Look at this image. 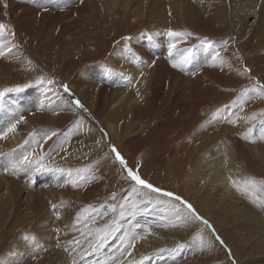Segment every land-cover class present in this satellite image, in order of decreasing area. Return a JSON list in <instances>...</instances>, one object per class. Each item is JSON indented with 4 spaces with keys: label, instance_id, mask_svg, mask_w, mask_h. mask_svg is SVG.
Here are the masks:
<instances>
[{
    "label": "rangeland",
    "instance_id": "1",
    "mask_svg": "<svg viewBox=\"0 0 264 264\" xmlns=\"http://www.w3.org/2000/svg\"><path fill=\"white\" fill-rule=\"evenodd\" d=\"M36 1L0 0V110L6 112L0 132L16 125L11 142L8 133L0 138L9 140L1 149L0 259L8 251L10 264H263L262 201L244 197L262 208L250 217L236 214L210 188L211 181L191 177L198 152L209 146L194 151L192 133L210 121L215 142L229 139L222 126L232 132L240 152L232 175L246 171V180L256 182L264 196V16L251 25L259 0H71L75 7L64 6L58 14V4L43 9ZM26 9L40 15L26 20ZM218 10L225 21L210 17ZM170 30L185 35L170 36ZM141 37L154 39L153 50L167 47L169 56L172 42L181 58L190 50L187 63L194 74L198 58L212 56L214 63L197 75L203 79L180 84L189 94L206 84L205 94L177 102L174 96L169 100L170 89L164 102L153 94L154 107L142 101L131 107L127 98L113 106L115 89L105 98L88 99L83 87L91 81L82 83L79 75L106 64L108 71L100 73L105 85H96L104 89L111 70L119 68L111 64L112 53L127 46L142 59L136 44ZM125 53L129 62L130 52ZM191 59L198 62L194 69ZM32 86L44 99L33 101ZM133 92L136 97L145 91ZM55 95L62 105L46 114ZM53 112L56 122L38 118ZM178 147L191 152L187 159L178 160ZM23 156L43 157L48 170L15 167ZM128 169L161 191L135 184ZM169 192L174 195H165ZM18 199L21 207H10ZM186 204L211 227L193 218Z\"/></svg>",
    "mask_w": 264,
    "mask_h": 264
},
{
    "label": "bare ground",
    "instance_id": "2",
    "mask_svg": "<svg viewBox=\"0 0 264 264\" xmlns=\"http://www.w3.org/2000/svg\"><path fill=\"white\" fill-rule=\"evenodd\" d=\"M81 1H82V3H85L88 0H81ZM167 1L170 2V0H167ZM212 1H214V0H212ZM232 1H233V3L239 2L238 0H232ZM36 2H39V3H35V4H37L38 7L42 6L43 9H45V7H48V6L50 7L51 5L53 6V4H55V5L58 4L60 7H62V9L58 10V12L54 13V14H58L59 12H61L64 9V6H66L65 10L67 11L68 5H72L73 7H75V5H76V3L72 2L71 0H37ZM48 3H49V5H48ZM72 6H70V8H73ZM263 7H264V0H259V4H258L257 8L255 9V19L251 23V25L254 26L256 21H257V25L259 24L260 17L264 16V9H262ZM169 8L172 9L171 7H169ZM76 9L77 8H73L72 10H76ZM25 11H26V15H25L24 19H26V20L27 19L28 20L29 19L34 20V16H39L40 15L39 14V15L31 16L30 14H31L32 11L29 12V10H27V9ZM173 11L174 12H180L179 10H177V8H174ZM41 14H43V13H41ZM209 14H210V17H213L214 19L216 18L217 20L219 19L220 21L224 20L225 16H226L225 12L223 10H218L216 12H213V14L212 13H209ZM52 18L56 19L57 17H52ZM231 19L234 22V19L233 18H231ZM258 34H260V33H257V35ZM164 39H162V41H166V39L165 40ZM153 40H154L153 38L145 40L144 38L141 37L140 40L136 41L137 46L142 48V51H143L142 52V54H143L142 59L138 57L139 54H135L133 51L129 50V47H127V46H125L124 49L121 50V52H117L115 54L112 53V55H111V64L114 65L113 66L114 68H115L116 65L119 66V68H117V69L115 68L113 71L111 70V73L109 72L112 75L107 77V79L105 80L106 81L105 83H106L107 87L104 86L105 87L104 89L103 88L102 89L101 88L98 89L96 87V85L97 84L101 85V86L105 85L103 82L100 84V82L102 81L101 79L103 78V77H101L100 73L105 71L104 74H106V70L108 69L106 64L105 65L91 67L85 73H81L79 75V77H80L82 83H85L87 79L91 81L90 83H86V85L83 87L89 93L90 98H88V99H94L97 96H100V97L109 96V93H111L113 89H115V92L112 95V101H113L112 105L113 106L115 104H120L122 102V100L127 98L128 102H129L128 104L131 107L134 106L135 102H141V101L142 102H146V103L150 104L152 107H154L156 104H154L153 94L155 95V99L156 100H157V98H160V96H161V98L158 99V100H160V101L162 100V102H164L163 100L167 101L168 97H169V100H171L173 96L177 100V102L190 101V100H193L195 97L200 99L202 97V93L205 94L204 91L206 90V87H205L206 84H205V86L203 85L204 87L201 86L200 88L198 86H196L193 89L191 94L188 93V86L187 85L181 86L180 84L183 83V82H186V84H191V82L193 80L200 81L201 79H203L202 76H197V75H202L203 74V71L205 70V67H206L205 65L208 66V65L214 63V62H212L213 61L212 58H211L212 56H208L206 53H203L204 55H202V56H200L198 58V61H199L198 72L196 74H194L195 72L191 71L190 67H188V63L187 62L190 61V58L187 60V62H183V58L185 56H188L189 52H187L185 54V56H183L181 58V57H179L180 54H181L179 48H175L174 50H170L169 49V51H173L172 54L169 56V54H168L169 52H168V48L167 47L166 48L162 47L161 49L153 50L152 46H151V43H152ZM166 42H168V40ZM172 44H173V42H172ZM170 45H171V43H170ZM231 48H230V50H231ZM13 49H12L11 52H15V50H13ZM128 51L130 52V55H129L130 56V61L129 62H127L126 59H123V57L127 56V53H125V52H128ZM198 54H200V53H198ZM154 57H156V58L153 59ZM225 58L228 60L227 57H225ZM151 59L153 60L152 63L147 65L146 61H149ZM193 61L194 60H192V67H193V65L198 64L197 61L196 62H193ZM227 62L229 63V61H227ZM174 63L178 64L180 66L179 67H173ZM226 67H228V66H226ZM193 69H194V67H193ZM185 70H187V72L189 71V73H190L189 76L180 77L179 73H183V71H185ZM141 72H142V74H141ZM122 77L123 78H128L127 81H124L123 83H121V78ZM176 79L179 80V82H180L179 84L176 83V81H177ZM153 81H154V87H153ZM112 82L113 83L114 82L119 83L118 87H116L115 85H112ZM34 86H32L30 88L29 94H33V96H34L33 97V101L34 102H36V101L39 102L42 99H44V97L46 95H43V92L40 93L39 90H35L33 88ZM36 86L40 88V84L39 85L37 84ZM136 87L144 88L145 92L143 94L141 93L140 95L135 97L134 96L135 93L133 91H134V89ZM146 88H148V90ZM170 89H171V94L167 97L166 94H167V92L170 93V91H169ZM35 91H37L40 94V98H39L40 100H38V98L36 97V95H39V94L36 93ZM55 96L57 97V99H56L57 101L56 100L55 101L51 100L49 102V105L47 104V109L44 110L45 113H46L47 110L50 111L51 113H52L51 110L57 111V106H61L62 105V103L60 102L59 97L57 95H55ZM55 96H54V98H55ZM165 96H166V98H165ZM50 98H52V96ZM50 98L48 100H50ZM48 100H47V102H48ZM54 102L56 104H54ZM67 102H68V100H67ZM50 103H51V106H50ZM16 105H17V101H16ZM37 105L38 104H36V106ZM64 105L66 106L65 103H64ZM167 105L168 104L166 103V106ZM19 107H17V108L19 109ZM31 107H32V105H31ZM5 109H7V108H5ZM89 109H90V107H89ZM163 109H164V107H163ZM225 111L226 110H224V113H225ZM158 112H159V110H158ZM5 113H3L0 110V116H1L0 120H2L3 118H4L3 121L5 120V117H6ZM224 113L222 114L223 118H224ZM40 114H42V113H40ZM50 114H48V115H40V116H38V118L41 119V120H45L46 122H56V119H55L54 115L55 114L57 115V113L53 112V114H51V115ZM92 114H93V112H92ZM92 114L89 117H91V120L93 122L98 123V121L96 120L97 118L94 117ZM85 116H86V114H85ZM233 120L236 121V117ZM12 124H14V123H12ZM11 125L7 126V128L5 130L7 131V129L9 127H11ZM211 125L212 124H211L210 121H205V122L201 123L192 133L193 134L192 139L194 140L192 147H193L194 151H198L199 148L201 147V145H209V146L207 147V149L202 150L201 152H198L199 156L197 157V166L195 167V170L192 173L191 177L193 178V180H195L196 176H198L197 178H200V182H201V180H203V181L204 180L211 181V184H210L211 187L210 188L213 189V190L216 188L220 192V196H223V198H225L224 202L228 205V208L230 207L229 210L235 212L236 214L240 213L242 215L250 217L255 211H259L262 207L260 209L257 208L255 206L256 204L254 205L253 202H251L248 199H245L244 197L256 198L257 201H260L259 203H261V201H262V203L264 204V201H263V197L264 196L262 194H258L259 191L256 190V182H254L255 184L254 183H248V181L250 182V180L249 179H248V181L246 180V173H245L246 171H242L239 176L232 175L233 173L236 172V170H235V172L233 170V162L236 159H239V154H240V152L237 149L236 143L234 142L235 140L231 139V133L232 132H229L227 129H225V126H222L223 128H220V130H221L220 132H225L227 134V137L230 140L224 138L223 141H216L215 142L214 141L215 140V134L213 132V129L211 128ZM110 129L114 130V132H111V133L114 134L116 129H117V126L115 125L113 128L110 127ZM14 131H16V129ZM129 132H130V128H129ZM7 133L9 134L8 138L10 140L11 139L10 138V134H13V131H10V132H7ZM5 137H7V135ZM9 140L8 139H6V140H3V139L1 140L0 139V165H1V162H2L1 161V156H2L1 152H2V150L4 151V149H2V146L4 148L5 141L7 143V141H9ZM1 141H3V142L1 143ZM201 141H203V143ZM10 142H11V140H10ZM188 144H189V142L187 141L185 145H188ZM182 149L183 148H180V149H179V147L177 148V150L180 152V153L178 152V157H177L178 160H181L184 157L186 158L188 155L191 154V152H189V151L187 152V148H185L184 150H182ZM5 150H6V148H5ZM8 154L11 155L13 153L12 152H8ZM178 160H175V162L178 161ZM234 163L236 164V162H234ZM248 166H250V165H248ZM197 174H199V175H197ZM247 175H248V173H247ZM234 181L236 182V184L233 183ZM31 193H33V192H31ZM209 194L211 195V193H209ZM241 198H243V199L241 200ZM173 201L176 202V200H173ZM213 202H215V201H213ZM21 203H22V200L18 199L17 202L16 203H12L10 205V207L11 206L18 207V206H20ZM178 206H179V204H178ZM178 213H181V212H178ZM262 254L264 255L263 252H262ZM9 257H10V252L7 251L5 253V256L2 259H0V261L5 259L10 264ZM262 258L264 259V256H262Z\"/></svg>",
    "mask_w": 264,
    "mask_h": 264
},
{
    "label": "snow or ice",
    "instance_id": "3",
    "mask_svg": "<svg viewBox=\"0 0 264 264\" xmlns=\"http://www.w3.org/2000/svg\"><path fill=\"white\" fill-rule=\"evenodd\" d=\"M0 28H3V26L0 25ZM168 34L170 36L185 35V33H177V32H173L171 30L169 31ZM174 48H175V44L170 45V50L171 49H174ZM188 52H189V55L188 56H185L183 58V62H187V60L190 58V50H188ZM2 54L3 53H0V55H2ZM218 56H219V54L217 53V57ZM179 66L180 65H178V64H175V63L173 64V67H179ZM65 90L67 91L66 86H65ZM76 104L78 106H80V107H83L82 105H80V102L79 101H76ZM21 119H23V117H21ZM15 127H16V125L15 124H12L11 127H9L7 129V131L0 132V138H3L4 136H6L7 135V132L14 131L15 130ZM112 151L115 153L116 159L119 160L120 164L123 165L124 167H127L124 159L120 156L119 152L116 151V149H115L114 146L112 148ZM33 165H35V170L36 171L48 170L47 169V166L43 163V157H39V158L33 160V159H29L28 156H24L21 161L17 162V164L15 165V167L19 168L21 166H26L27 167V166H33ZM58 171H61V170L58 169ZM127 177L131 181L135 182V184H138V185H141L143 187L149 188V189H151L152 191H155V192H160L161 191L159 188H154L151 184H148L146 181L142 180L140 178V176L137 173H135L133 170H131V169H128V171H127ZM233 183L236 184L235 181ZM249 183H254V181H250ZM165 195L171 197L174 194L169 192V193H165ZM176 199L177 200H180L181 198L177 196ZM186 207L188 209V212L191 214V216L193 218H195L197 220H201L204 225H206L209 228L211 227V225L209 224L208 221L203 220L202 217H200L198 214L195 213V210L192 208V206L190 204H186ZM217 239L219 240V237H217ZM220 242L223 243V241H220Z\"/></svg>",
    "mask_w": 264,
    "mask_h": 264
}]
</instances>
